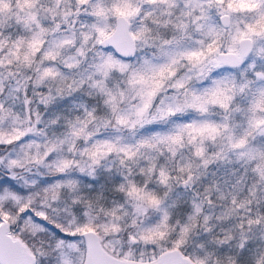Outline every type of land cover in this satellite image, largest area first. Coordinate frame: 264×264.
I'll use <instances>...</instances> for the list:
<instances>
[{
    "label": "snow or ice",
    "instance_id": "6c2138e0",
    "mask_svg": "<svg viewBox=\"0 0 264 264\" xmlns=\"http://www.w3.org/2000/svg\"><path fill=\"white\" fill-rule=\"evenodd\" d=\"M0 264H264V0H0Z\"/></svg>",
    "mask_w": 264,
    "mask_h": 264
}]
</instances>
